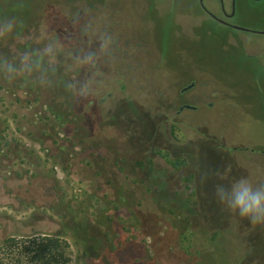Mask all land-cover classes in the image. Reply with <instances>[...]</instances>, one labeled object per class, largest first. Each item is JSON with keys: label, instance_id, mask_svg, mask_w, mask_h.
I'll return each mask as SVG.
<instances>
[{"label": "rangeland", "instance_id": "1", "mask_svg": "<svg viewBox=\"0 0 264 264\" xmlns=\"http://www.w3.org/2000/svg\"><path fill=\"white\" fill-rule=\"evenodd\" d=\"M194 7L0 0V240L60 237L69 264H264V223L216 193L264 185V155L238 151L264 148L260 84L226 35L264 36L196 27ZM194 79L232 94L177 116Z\"/></svg>", "mask_w": 264, "mask_h": 264}, {"label": "flooded vegetation", "instance_id": "2", "mask_svg": "<svg viewBox=\"0 0 264 264\" xmlns=\"http://www.w3.org/2000/svg\"><path fill=\"white\" fill-rule=\"evenodd\" d=\"M194 2V19H199L203 16L204 20H201L199 24H195L197 27L204 26L207 21H213L219 28H228L234 32H242L246 34H253L264 36V10L255 8L253 6L256 2H264V0H193ZM248 14L252 16V20L241 22V16ZM195 21V20H194ZM196 23V21H195ZM206 32V29L203 28ZM228 40L238 42L241 51L245 59L251 64L249 70L253 72L254 78L260 84L259 97L261 98L262 107L264 108V88L262 87V79L264 80V42H258L251 39H241L227 34ZM262 70V71H261ZM205 85H209L208 80L204 82ZM201 83L194 79L187 86L183 87L180 91V95H185L189 92H195L193 97L181 102L179 108L176 111L177 116H181L185 111H201L207 105L211 110L216 106V101L222 99L228 101V96L231 95L232 89L227 88L228 93L219 91L218 89L205 91L204 93L197 92ZM218 95V96H216ZM228 122H232L235 119L233 113L228 112ZM255 117V116H254ZM257 117V116H256ZM264 122V114L260 118ZM263 144H250L239 148L242 157H248L255 154L264 155V148L260 149ZM264 168V162H263Z\"/></svg>", "mask_w": 264, "mask_h": 264}, {"label": "trees", "instance_id": "3", "mask_svg": "<svg viewBox=\"0 0 264 264\" xmlns=\"http://www.w3.org/2000/svg\"><path fill=\"white\" fill-rule=\"evenodd\" d=\"M173 164L178 167L181 163ZM0 264H69V262L64 263V240L60 237L14 234L0 240Z\"/></svg>", "mask_w": 264, "mask_h": 264}, {"label": "clouds", "instance_id": "4", "mask_svg": "<svg viewBox=\"0 0 264 264\" xmlns=\"http://www.w3.org/2000/svg\"><path fill=\"white\" fill-rule=\"evenodd\" d=\"M220 200L242 218L250 219L253 224L264 223V185L254 186L246 179L235 180L229 190L216 186Z\"/></svg>", "mask_w": 264, "mask_h": 264}]
</instances>
